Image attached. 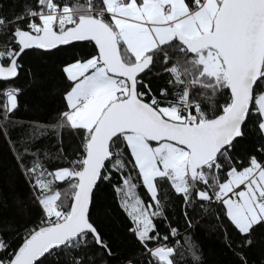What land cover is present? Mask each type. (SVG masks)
Listing matches in <instances>:
<instances>
[{"label":"snow or ice","instance_id":"1","mask_svg":"<svg viewBox=\"0 0 264 264\" xmlns=\"http://www.w3.org/2000/svg\"><path fill=\"white\" fill-rule=\"evenodd\" d=\"M54 59L60 106L22 119ZM0 143L27 185L12 212L0 197V264H109L116 210L124 264H205L197 233L253 264L264 0H0Z\"/></svg>","mask_w":264,"mask_h":264},{"label":"trees","instance_id":"2","mask_svg":"<svg viewBox=\"0 0 264 264\" xmlns=\"http://www.w3.org/2000/svg\"><path fill=\"white\" fill-rule=\"evenodd\" d=\"M6 3L11 4L13 0H5ZM58 60L51 62L45 61L40 66V73L45 78V87L51 89V92H40L36 89H28L21 99L20 117L22 119H32L42 117L48 112L60 106V91L63 88L64 81L62 80L57 64ZM21 86L24 81H20ZM55 187V185H54ZM62 187V186H61ZM138 194L144 197V190L142 187L137 189ZM27 195V185L23 177L15 169L12 161L8 159L7 152L0 143V197H6L9 202V212L14 211L12 201L16 198L23 199ZM107 205L115 209L116 201L113 193L109 190L105 196ZM127 220L118 210L112 213L110 220H105V231H110L117 236L119 243L113 247L114 255L107 257L109 264H124L128 258H135L137 256V247L131 241L130 237L124 233V224ZM195 238L202 246L205 264H230V255L223 249L217 239L208 233H197ZM253 264H262L264 262V249L257 247L251 253Z\"/></svg>","mask_w":264,"mask_h":264}]
</instances>
